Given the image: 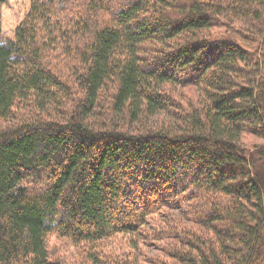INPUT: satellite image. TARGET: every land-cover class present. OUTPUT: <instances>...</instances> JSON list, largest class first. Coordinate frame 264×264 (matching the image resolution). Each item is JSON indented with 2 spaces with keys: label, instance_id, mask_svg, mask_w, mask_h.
Returning a JSON list of instances; mask_svg holds the SVG:
<instances>
[{
  "label": "trees",
  "instance_id": "obj_1",
  "mask_svg": "<svg viewBox=\"0 0 264 264\" xmlns=\"http://www.w3.org/2000/svg\"><path fill=\"white\" fill-rule=\"evenodd\" d=\"M231 19L263 37L264 0H30L7 39L0 12V264L148 225L166 264H264V68Z\"/></svg>",
  "mask_w": 264,
  "mask_h": 264
},
{
  "label": "rangeland",
  "instance_id": "obj_2",
  "mask_svg": "<svg viewBox=\"0 0 264 264\" xmlns=\"http://www.w3.org/2000/svg\"><path fill=\"white\" fill-rule=\"evenodd\" d=\"M30 7V0H7L5 4L1 6V24H2V37L3 39L12 38L13 31L17 24L23 19ZM221 21V20H220ZM228 21L226 24H218L213 27L209 33L221 34L229 36L236 40L240 45L247 48L254 59L258 62L261 69L264 68V36L256 37L253 36V31L250 30L251 24H247L245 21L238 19L224 20ZM171 93L174 101L182 106H186L189 102H194V98L198 95L196 90L191 87H173ZM197 98V97H196ZM155 119H162V116L153 117L147 121V126L154 123ZM159 121V120H157ZM242 142L247 147L254 145L264 144V139L255 135L245 133L241 136ZM150 224V223H149ZM153 225H148L141 234L143 237L138 235L126 236V235H115L108 240L104 247V256L108 257L106 260H100V264H121L120 261L127 259L132 264H152L162 263L166 264L169 260L163 255L165 250V241L153 240L149 236L154 231ZM155 232V231H154ZM138 245L137 250H132V247ZM50 250L57 259L62 261V264H86L85 255L79 249V246H73L71 243L65 240H58L56 236L50 238ZM132 250V251H131ZM82 255H80V252ZM89 253L86 252V255ZM134 254H137V260H134ZM124 256V257H123ZM131 259V260H130ZM122 263H125L124 261Z\"/></svg>",
  "mask_w": 264,
  "mask_h": 264
}]
</instances>
